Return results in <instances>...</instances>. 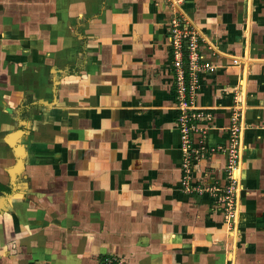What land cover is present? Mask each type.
<instances>
[{"label":"crops","instance_id":"obj_1","mask_svg":"<svg viewBox=\"0 0 264 264\" xmlns=\"http://www.w3.org/2000/svg\"><path fill=\"white\" fill-rule=\"evenodd\" d=\"M175 13L209 42L205 146L243 110L231 221L184 186ZM224 165L201 158L192 182L223 185ZM111 259L264 264V0H0V264Z\"/></svg>","mask_w":264,"mask_h":264},{"label":"built area","instance_id":"obj_2","mask_svg":"<svg viewBox=\"0 0 264 264\" xmlns=\"http://www.w3.org/2000/svg\"><path fill=\"white\" fill-rule=\"evenodd\" d=\"M171 70L177 110V130L182 152L184 186L198 195L212 197L218 208L224 212L225 219L231 221L236 215V201L239 192V163L241 154L243 110L239 105L231 109L229 125L226 127L228 144L226 146H205L204 141L211 128L212 114L208 110L194 106V99L200 88V74L211 71L202 53L203 46H209L206 36L190 21L180 14H173L167 30ZM234 63L237 60H233ZM198 143V146L195 143ZM205 150V153L203 152ZM213 152L226 156L223 170L225 183L215 181L209 184L192 182L194 164ZM192 182L190 187L188 183ZM112 264H126L121 259L109 260Z\"/></svg>","mask_w":264,"mask_h":264},{"label":"rangeland","instance_id":"obj_3","mask_svg":"<svg viewBox=\"0 0 264 264\" xmlns=\"http://www.w3.org/2000/svg\"><path fill=\"white\" fill-rule=\"evenodd\" d=\"M194 143H195V141H194ZM195 145L198 146V143H195ZM203 152L205 153V150H203ZM214 154H218V152H213V153H211V154H208V156L205 157V158H210V157H211L212 155H214ZM219 154H221V153H219ZM225 162H226V156H225ZM224 166H225V165H224ZM223 168H224V167H223ZM223 170H224V169H223ZM213 178H214V177H212L211 182L215 181V184L218 183L219 185L222 183V182H221V181H222L221 179H215V178L213 179ZM212 180H213V181H212ZM223 181H224V180H223ZM224 183H225V181H224ZM224 183H223V184H224ZM200 184H202V183H200ZM200 184H199V185H200ZM202 186H203V184H202ZM222 186H223V185H222Z\"/></svg>","mask_w":264,"mask_h":264}]
</instances>
